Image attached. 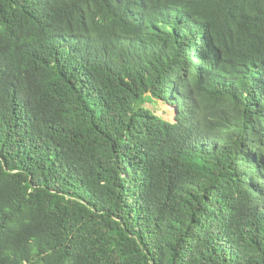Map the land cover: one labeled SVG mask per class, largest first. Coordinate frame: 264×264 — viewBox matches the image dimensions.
<instances>
[{
  "label": "trees",
  "instance_id": "16d2710c",
  "mask_svg": "<svg viewBox=\"0 0 264 264\" xmlns=\"http://www.w3.org/2000/svg\"><path fill=\"white\" fill-rule=\"evenodd\" d=\"M0 264H264V0H0Z\"/></svg>",
  "mask_w": 264,
  "mask_h": 264
},
{
  "label": "rangeland",
  "instance_id": "374dc122",
  "mask_svg": "<svg viewBox=\"0 0 264 264\" xmlns=\"http://www.w3.org/2000/svg\"><path fill=\"white\" fill-rule=\"evenodd\" d=\"M145 105L153 110H155V112L164 117L167 120H174V114H175V110L174 107L167 105L166 103L162 102V101H148L147 103H145Z\"/></svg>",
  "mask_w": 264,
  "mask_h": 264
}]
</instances>
